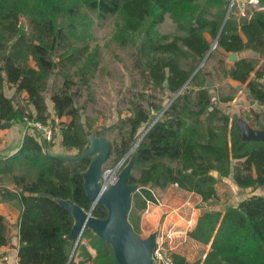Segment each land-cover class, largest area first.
I'll return each mask as SVG.
<instances>
[{
  "label": "trees",
  "instance_id": "obj_1",
  "mask_svg": "<svg viewBox=\"0 0 264 264\" xmlns=\"http://www.w3.org/2000/svg\"><path fill=\"white\" fill-rule=\"evenodd\" d=\"M230 1L0 0V128L24 121L25 117L49 124V96L57 117L71 116L70 122L55 130L54 139L62 130L64 147L78 153L88 147L92 125L78 99L87 92L86 102L94 101L90 85L99 60L97 52L90 51L88 46L78 48L70 39V34L76 32L80 10L87 7L102 20L118 15L122 40L126 41L127 35L143 33L139 44L141 62L138 60L137 66L147 87L165 95L163 99L153 96L146 103L132 101L135 110L113 126L118 127L113 141L100 131L96 133L110 143V155L121 159L137 142L141 129L147 127L130 154L135 156L131 183L139 189L133 193L129 218L132 212L146 209L148 201L156 202V191L172 184L200 195L205 202L217 200V177L213 171L230 158V152L235 160H243V172L235 175L237 185L263 186L264 142H242L235 118L231 119L227 107L218 104L220 100L212 92L214 87L206 85L205 68L194 74L217 40L204 65L208 66L210 59L216 57L215 78L222 76L247 83L252 97L264 105V65L251 79L255 60L239 58L229 68L225 54L219 50L241 52L246 44L242 32L251 47L263 53L264 27L260 21H264V9L248 5L252 16H241L235 0L227 17ZM258 1L264 7V0ZM22 15L29 20L28 29L20 27ZM167 15L182 34L170 36L159 32ZM7 84H16L13 96L7 94ZM23 91L28 93L34 111L16 100ZM231 99L228 96L222 101ZM55 123L52 119L51 125L55 127ZM230 123L237 133L231 145L214 143L218 132L228 131ZM33 130L25 135L18 152L0 157V182L7 179L17 187L16 192L7 190L2 195L15 196L22 205L18 223L19 264H117L112 246L92 229L83 232L73 250L76 242L67 236L74 218L58 202L59 198L71 199L91 210L93 200L84 187L83 172L92 158L80 162L58 158L47 150L53 142L40 136L36 128ZM22 164L34 168L35 175L14 173L15 166ZM107 214L101 203L92 209L96 217L105 218ZM11 229V223L0 214V246L11 243ZM188 233L193 241L210 244V250L203 262L201 255L190 259L175 251V264H264V195L244 198L225 212L208 209Z\"/></svg>",
  "mask_w": 264,
  "mask_h": 264
},
{
  "label": "rangeland",
  "instance_id": "obj_2",
  "mask_svg": "<svg viewBox=\"0 0 264 264\" xmlns=\"http://www.w3.org/2000/svg\"><path fill=\"white\" fill-rule=\"evenodd\" d=\"M249 5L253 7L252 3H249ZM22 17L25 19L26 29H28L29 20L24 15H22L21 18ZM118 21V15L109 16L102 20L97 16L96 11L90 10L87 7H82L75 23L76 32L70 34V39L75 46L78 48L88 46L90 51H95L98 54L99 68L94 73L90 85V94L95 99L92 102H86L87 92H85L84 96L78 99V104L83 108L92 125L89 134L96 135L97 131H100L110 141H113L118 136V127L114 128L113 126L118 123L121 117L128 116L135 110L132 101H142L146 103V101L153 96L158 99H163L165 97L162 92L153 91L147 87L141 69L137 66L138 60L141 62L139 44L143 38V33L127 35L128 38L126 41L122 40L123 36L119 34ZM159 32L170 36L183 33L169 15H167L163 24L160 25ZM215 61L216 57L210 65ZM81 63L82 61L79 62V64ZM204 63L201 67H203L202 70L205 68L204 70L206 71L207 66L204 65ZM207 70H209V68H207ZM61 82L62 80L59 78L58 84H61ZM223 92L226 93L227 91L225 90ZM220 93L222 92L220 91ZM16 100L21 101V97H17ZM165 103L166 105L168 104L167 101H165ZM225 108L227 112L230 113L232 119L236 116L242 117V110H237L238 113L233 114L230 112L231 108L229 109L228 106H225ZM146 129V126L141 129L137 141L141 140ZM236 135L237 133L235 131L230 137L227 131H219L213 142L229 146L226 141L227 138L233 141ZM78 154V150L71 149L66 151L64 155L75 156ZM122 158L116 159L114 155H110L104 164V169L107 170L109 168L118 167V171L120 172L128 163L131 156L129 155L127 157V159H129H126L124 163L120 165ZM225 163L226 161L219 163L216 170L218 172L217 176H215L217 177L215 183L218 191L217 200L202 202L196 195L190 196L191 194L179 189L177 185H170L165 190L156 191V195L160 200L158 206L161 207L153 206L150 213H145L144 211L131 213L129 220L135 231L143 238H146L151 233L162 228L169 214L180 212L183 216L180 223L174 224L173 221H170V217L166 223V228L176 225V227H174L177 229V240L181 242L177 251L181 249L182 244L184 245L188 241V255L193 258H197L201 255L205 250V246L192 241L188 232L196 226L198 219L204 211L212 208L225 211L237 202V199L231 198L234 190H232L228 180L231 179V174L225 175L224 173L228 165ZM14 173L33 177L35 175V169L26 164L16 165ZM224 175L225 177L223 178L222 176ZM235 191L237 190L235 189ZM238 193L239 192H237V194ZM230 198L231 201H229ZM190 216L194 217V223L191 227H187V220ZM185 235L187 236L184 237Z\"/></svg>",
  "mask_w": 264,
  "mask_h": 264
},
{
  "label": "crops",
  "instance_id": "obj_3",
  "mask_svg": "<svg viewBox=\"0 0 264 264\" xmlns=\"http://www.w3.org/2000/svg\"><path fill=\"white\" fill-rule=\"evenodd\" d=\"M237 2H238L239 7H240L241 16L242 15L246 16L247 14L249 17L252 16L253 11L248 10L249 9L248 8L249 3L253 4L254 9H264V7L259 6V1L257 3L251 2V1L246 3L245 1L241 2V1L237 0ZM243 2H245L244 5H243ZM260 24L264 27V21H260ZM241 34H242L246 44H245V48L241 52L236 53L237 59L248 58V59H253L257 62L256 67H255V71L251 75V79H252L255 77L256 71L261 66L264 65V52L260 53L258 51H255L251 47V45L248 43V39L245 36V34L242 32H241ZM205 36L207 37L208 40H212L209 33H205ZM214 49H215V47L213 49H210V52ZM219 50H220V52L225 54L227 66L230 68L233 65L234 61H236L237 59L234 61H231L229 59V55L232 52L227 53L222 48H219ZM213 59L214 58L210 59V62H208V66L206 67V71L204 70V74H205L206 79H207L206 83L208 80H211L214 82V85L210 86V87H214L212 92H213L214 96L218 100H220L218 104L220 106H223V107L228 106L229 109L231 108L230 112L233 114L238 113L237 110H239V111L242 110V115H241L242 118L247 120L253 127L264 128V105L258 103V101L252 97L249 89L247 88V83L242 84L240 81H237L233 78H223L222 76L219 79L215 78L213 67L217 66V59L215 62H213L212 65H210V63H212ZM207 68H209L210 71L207 70ZM261 80L264 81V79H261ZM5 89H6V92L9 96H13L16 92V84H7ZM225 90L227 91L226 93L223 92ZM220 91L222 93H220ZM228 96H232V99L229 102L222 101L223 98H226ZM17 97H21V101H18V102H20V104L27 105L29 110L34 111V106L30 103L29 96H28V93L26 91H23ZM252 100H254L253 104L251 103ZM46 102H47L49 112L51 113L52 117H51V120L50 119L48 120L49 124L43 123L44 125L52 127L55 131V130H58V126H60L62 123H68L71 121V116L65 115L63 117H57L55 115L54 103L49 96H48V98H46ZM83 116H85V115H83ZM52 119H55V121L59 120V124H57V122H56L55 123L56 126L55 127L52 126L51 125ZM231 119H232V117H231ZM231 123L229 125V130L227 131V134H229V137L234 133V131L231 128L232 127ZM33 131H34L33 128L31 126H29L28 123L25 122V120L24 121H15L14 123H12L10 126H8L6 128H0V157L6 158V157L12 156L16 152H18L23 145L25 135L29 134V133L31 134ZM35 131H37L38 134H40V136H42L44 138V132L43 131H41V130H35ZM226 141L228 142V144L230 146L232 143V140L227 138ZM52 142L53 143L51 145L49 144V146L47 147V150L53 155H62V154H65L66 151L73 149V148H69V147H64L62 145L61 132H58L57 137ZM218 145H220V144H218ZM225 161H226L225 164H228V165L226 166L224 173H225V175L231 174V176H230L231 179H228V180H229V184H230L232 190H234L233 194L231 195V198L237 199V202H235V204H233V205H236L240 200L247 198V197H250L254 194L255 195H264V185L259 186L258 188H253V187L241 188L237 185V183L235 181V175L243 172V160H235L232 156V153L230 152V158L225 160ZM222 162H224V161H222ZM225 175L222 177L224 178ZM172 185H177V184H172ZM177 187L179 189L191 194L190 196L196 195L203 202V199L200 195H198L194 192L186 191V190L180 188L178 185H177ZM235 189L237 191H235ZM7 190L16 192L17 187L14 183L8 182L7 179H4L2 182H0V214L4 215L6 217V219H8L9 222H11L12 235L13 236H12V241L10 244L0 246V264H19V257H18L19 225H18V223H19V218H20V214L22 211V205H21L20 201L18 200V198L15 196L5 198L2 194L4 192H6ZM237 192H239V193L237 194ZM217 194H218V191H217ZM231 198L229 201H231ZM158 205L159 204H153L151 207V210H152L153 206L161 207ZM144 210H139V211H144ZM169 217H170V221H173L174 224H178V222L180 223L182 221L181 218H183V216L181 215L180 212L174 213V214L173 213L169 214L167 220L169 219ZM167 220L164 222L161 229H163V228L166 229ZM174 226L176 227V225H174ZM174 226H171V227L176 229ZM183 235H184V233H183ZM186 236L187 235H185L184 237H186ZM185 240H186V238H185ZM187 242L184 245L182 244L181 249H179L178 252L185 254L190 259H194L193 257H190L187 253V251H189V249L187 248ZM209 250H210V244L205 245V250L201 254L202 262L204 261Z\"/></svg>",
  "mask_w": 264,
  "mask_h": 264
},
{
  "label": "water",
  "instance_id": "obj_4",
  "mask_svg": "<svg viewBox=\"0 0 264 264\" xmlns=\"http://www.w3.org/2000/svg\"><path fill=\"white\" fill-rule=\"evenodd\" d=\"M233 1L234 0H231V6L227 17L233 5ZM20 27L23 29L27 28L23 17L20 21ZM216 42L217 40H215L211 49L215 47ZM209 53L194 74L199 71ZM229 59L231 61L236 60L237 54L231 53ZM164 84L167 86L168 81L166 80ZM206 84L210 87L214 85V82L208 80ZM251 103L253 104L254 100H252ZM235 120L238 127V134L242 142H264V128L253 127L247 120L240 116H236ZM89 139L90 145L78 155H55L68 162H80L89 157L92 158L88 168L83 172L84 187L88 196L93 200L91 210H85L71 199H58V202L63 207L67 208L74 218L73 228L67 236V238L73 241L75 240L76 242L73 250H75L83 232L86 229H92L96 235L106 240L112 246L117 264H154L153 251L157 245L158 232H153L148 237L143 238L135 231L129 220V213L132 208V196L133 193L139 189L137 184L131 183L135 156L132 155L128 163L120 170L117 181L108 188H103L101 179L104 164L111 153V146L107 139L95 134L90 135ZM138 141L122 158L120 165L124 163L135 149ZM217 174L218 172L216 170L213 171L214 176H217ZM98 203L106 207L108 212L107 217L101 218L92 215V209Z\"/></svg>",
  "mask_w": 264,
  "mask_h": 264
},
{
  "label": "built area",
  "instance_id": "obj_5",
  "mask_svg": "<svg viewBox=\"0 0 264 264\" xmlns=\"http://www.w3.org/2000/svg\"><path fill=\"white\" fill-rule=\"evenodd\" d=\"M257 3L258 0H249V2ZM245 2H243V5ZM217 42L215 43L216 47ZM25 122L28 123L29 126L36 128V130H41L44 132V138L51 142L54 140V129L52 127L44 125L40 121H35L33 119H29L25 117ZM57 124H59V120H56ZM118 167L109 168L107 170H103L102 174V186L103 188H108L112 184H114L118 179ZM160 200L157 199L156 202L148 201V206L144 210L145 213H150L151 207L153 204H160ZM194 223V217L190 216L187 220V227H191ZM190 229V228H189ZM157 245L153 251V260L154 264H175L173 253L177 251L181 242L177 240V230L174 228H163L157 231Z\"/></svg>",
  "mask_w": 264,
  "mask_h": 264
}]
</instances>
